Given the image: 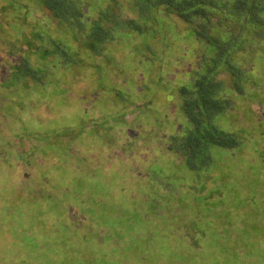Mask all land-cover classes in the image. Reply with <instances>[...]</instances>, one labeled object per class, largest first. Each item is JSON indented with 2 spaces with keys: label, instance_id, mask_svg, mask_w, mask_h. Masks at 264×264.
I'll use <instances>...</instances> for the list:
<instances>
[{
  "label": "rangeland",
  "instance_id": "rangeland-1",
  "mask_svg": "<svg viewBox=\"0 0 264 264\" xmlns=\"http://www.w3.org/2000/svg\"><path fill=\"white\" fill-rule=\"evenodd\" d=\"M78 1L86 27L105 7L145 32L93 56L38 0H0V264H264V44L245 30L227 57L250 69L246 97L222 93V126L244 143L189 174L168 151L185 120L176 89L221 44L212 21L199 39L200 21Z\"/></svg>",
  "mask_w": 264,
  "mask_h": 264
},
{
  "label": "trees",
  "instance_id": "trees-1",
  "mask_svg": "<svg viewBox=\"0 0 264 264\" xmlns=\"http://www.w3.org/2000/svg\"><path fill=\"white\" fill-rule=\"evenodd\" d=\"M75 1L38 0V3L51 12L49 15L52 19H57L60 29H79L81 32H73L75 36L80 33L83 37H89L92 42L85 47V51L93 56H97L109 41L112 43L121 36L131 37L133 33L145 32L143 22L123 17L118 12L105 7L98 11L95 19L91 21L88 19L89 25L86 27V17L84 20L82 15H89V8L84 5V1ZM127 1L139 12L138 15L145 12L152 15L154 20L173 18L177 15L185 22L200 21L191 29L194 31L193 35L199 39L202 36L197 27L205 26L211 21L210 27L220 35L217 40L221 44L208 40L212 50H206L207 57L198 62L195 67L196 78L191 90H188L184 84L176 89L180 99L179 108L185 120L183 124L181 123L182 125L180 124L181 127L177 129V133L170 134L171 142L168 145V151L181 155L186 169L190 171L189 174L199 173L200 170L209 171L215 159V150L220 154H230L238 151L239 146L244 143V135L237 137L228 134L222 126L223 115L231 109L228 98L222 93H229L233 98L246 97L245 92L248 89L244 88V83L250 69H239L234 65L230 67L227 57L234 52V48L244 44L245 41L241 39L245 30H250L251 38L259 44H264V0ZM110 2L116 11L119 6L124 5V1L120 0H110ZM79 25L82 27L80 28ZM53 40L58 43L54 50L58 60H61L63 64L73 62V50L61 43L59 39ZM206 44L208 45L207 42ZM159 58H157L158 62ZM221 71L226 73L228 78H217V74ZM119 94L123 96L122 93ZM219 95L223 97V100L219 98ZM236 145L238 146L235 148ZM3 263L5 260H2Z\"/></svg>",
  "mask_w": 264,
  "mask_h": 264
}]
</instances>
